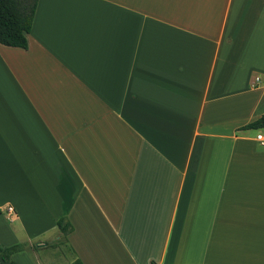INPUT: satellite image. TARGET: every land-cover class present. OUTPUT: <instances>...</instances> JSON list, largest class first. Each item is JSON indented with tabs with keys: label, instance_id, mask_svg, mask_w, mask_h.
Returning a JSON list of instances; mask_svg holds the SVG:
<instances>
[{
	"label": "crops",
	"instance_id": "1",
	"mask_svg": "<svg viewBox=\"0 0 264 264\" xmlns=\"http://www.w3.org/2000/svg\"><path fill=\"white\" fill-rule=\"evenodd\" d=\"M263 114L264 0H37L0 43V243L42 264L65 216L45 264H264Z\"/></svg>",
	"mask_w": 264,
	"mask_h": 264
},
{
	"label": "trees",
	"instance_id": "2",
	"mask_svg": "<svg viewBox=\"0 0 264 264\" xmlns=\"http://www.w3.org/2000/svg\"><path fill=\"white\" fill-rule=\"evenodd\" d=\"M36 3L37 0H0V43L27 48V34L31 29ZM243 128L264 130V114ZM56 225L62 236L61 241L66 242L68 233L73 229L72 224L67 217L62 216L56 221ZM23 249L24 245L20 243L10 246L0 243V257L13 264V253ZM70 264L83 263L75 258Z\"/></svg>",
	"mask_w": 264,
	"mask_h": 264
},
{
	"label": "rangeland",
	"instance_id": "3",
	"mask_svg": "<svg viewBox=\"0 0 264 264\" xmlns=\"http://www.w3.org/2000/svg\"><path fill=\"white\" fill-rule=\"evenodd\" d=\"M60 237H53L50 241H46L45 245L36 246L30 245V248L37 252V256L42 264H45L46 260L52 261V258L60 260V258H67L70 251L67 249L66 243L61 241ZM58 261V260H56Z\"/></svg>",
	"mask_w": 264,
	"mask_h": 264
},
{
	"label": "built area",
	"instance_id": "4",
	"mask_svg": "<svg viewBox=\"0 0 264 264\" xmlns=\"http://www.w3.org/2000/svg\"><path fill=\"white\" fill-rule=\"evenodd\" d=\"M257 79V78H256ZM257 140L264 145V131H261L256 135ZM11 209V208H10Z\"/></svg>",
	"mask_w": 264,
	"mask_h": 264
}]
</instances>
